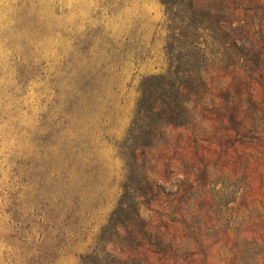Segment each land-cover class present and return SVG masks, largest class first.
I'll list each match as a JSON object with an SVG mask.
<instances>
[{"label":"rangeland","instance_id":"rangeland-1","mask_svg":"<svg viewBox=\"0 0 264 264\" xmlns=\"http://www.w3.org/2000/svg\"><path fill=\"white\" fill-rule=\"evenodd\" d=\"M164 39L159 0H0V264H81L98 236L119 264H264L191 214L220 215L239 177L218 125L166 127L127 171L119 144ZM124 185L149 231L130 250L107 223Z\"/></svg>","mask_w":264,"mask_h":264},{"label":"trees","instance_id":"trees-1","mask_svg":"<svg viewBox=\"0 0 264 264\" xmlns=\"http://www.w3.org/2000/svg\"><path fill=\"white\" fill-rule=\"evenodd\" d=\"M159 2L165 69L138 83L134 111L119 144L127 171L133 172L136 156L166 127L191 126L192 139L200 140L203 127L218 125L222 132L214 143L234 159L239 177L232 180L220 215L194 208L191 214L220 234L227 252L264 258V0ZM139 196L124 185L107 222L115 237L128 234V250L138 245L139 234L149 233ZM188 210H182L183 216ZM125 223L133 228L126 231ZM111 240L98 236L81 264H119L117 255L103 248ZM121 254L123 260L129 256Z\"/></svg>","mask_w":264,"mask_h":264}]
</instances>
